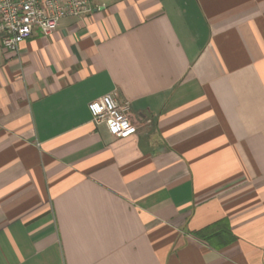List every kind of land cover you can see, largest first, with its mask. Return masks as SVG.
Instances as JSON below:
<instances>
[{
    "label": "crops",
    "instance_id": "crops-1",
    "mask_svg": "<svg viewBox=\"0 0 264 264\" xmlns=\"http://www.w3.org/2000/svg\"><path fill=\"white\" fill-rule=\"evenodd\" d=\"M89 2L0 39V264H264V0ZM220 220L231 245L194 236Z\"/></svg>",
    "mask_w": 264,
    "mask_h": 264
},
{
    "label": "built area",
    "instance_id": "built-area-1",
    "mask_svg": "<svg viewBox=\"0 0 264 264\" xmlns=\"http://www.w3.org/2000/svg\"><path fill=\"white\" fill-rule=\"evenodd\" d=\"M92 12L89 0H0V39L5 52H18L34 31L50 36L64 18H81ZM87 108L96 125L126 139L137 132L128 103L119 104L112 94L90 102Z\"/></svg>",
    "mask_w": 264,
    "mask_h": 264
},
{
    "label": "trees",
    "instance_id": "trees-1",
    "mask_svg": "<svg viewBox=\"0 0 264 264\" xmlns=\"http://www.w3.org/2000/svg\"><path fill=\"white\" fill-rule=\"evenodd\" d=\"M194 236L215 250H222L235 242L226 220L212 223L197 231Z\"/></svg>",
    "mask_w": 264,
    "mask_h": 264
}]
</instances>
